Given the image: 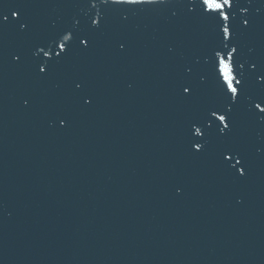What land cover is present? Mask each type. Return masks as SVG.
Segmentation results:
<instances>
[{
	"label": "water",
	"instance_id": "95a60500",
	"mask_svg": "<svg viewBox=\"0 0 264 264\" xmlns=\"http://www.w3.org/2000/svg\"><path fill=\"white\" fill-rule=\"evenodd\" d=\"M149 7L126 22L106 19L93 44L45 81L33 74L32 45L88 7L34 0L27 12L38 32L0 37V264H264V159L249 149L250 171L238 180L210 153L194 155L185 134L197 107L173 88L191 65L199 105L223 104L205 63L213 26L172 18L168 0ZM252 15L257 30L242 58L264 62V0ZM260 132L238 119L243 140L258 144Z\"/></svg>",
	"mask_w": 264,
	"mask_h": 264
},
{
	"label": "snow or ice",
	"instance_id": "6c2138e0",
	"mask_svg": "<svg viewBox=\"0 0 264 264\" xmlns=\"http://www.w3.org/2000/svg\"><path fill=\"white\" fill-rule=\"evenodd\" d=\"M31 2L34 0H0V37L6 33H14L19 39L25 40L38 32L41 23L27 12V5ZM63 2L82 9L88 7L89 10L82 12L81 16L74 17L72 27L56 30L53 23L44 42L32 45L33 74L39 81L49 79L54 69L63 66L74 50L86 51L93 44L106 19L119 17L126 22L129 15L150 12L152 8L149 6L165 4V0H63ZM168 3L175 8L168 9L172 18L182 13L188 19L210 22L215 36V46L212 47L211 55L205 63L213 76L223 104L199 105L197 85L190 79L194 73L191 65L185 66L184 73L178 74L173 83V88L181 99L197 107V118L189 121L186 129L187 143L190 148H195L194 155L210 153L221 172L242 180L251 168L248 159L249 149L264 159V115H261L264 114V107H261V104H264V62L259 59L242 58V52L246 47L245 38L255 34L257 30V20L252 15L254 0H168ZM92 10L96 11V18L92 17ZM259 24H264V17ZM80 45L84 47L80 49ZM119 47L124 49L122 41ZM167 51L172 53L174 49L169 46ZM11 56L17 62L22 59L19 52H13ZM245 65L248 66V75L245 74ZM68 79L70 87L77 94L85 92L82 80L70 76ZM200 83L202 84L203 80H200ZM79 100L84 106L93 103L92 96L86 92L79 95ZM27 103L26 100L25 104ZM240 118L261 129L258 144L245 141L235 134ZM58 119L61 124L66 123L63 117ZM216 121H219V124H216ZM213 128L217 134L210 137L209 133Z\"/></svg>",
	"mask_w": 264,
	"mask_h": 264
}]
</instances>
